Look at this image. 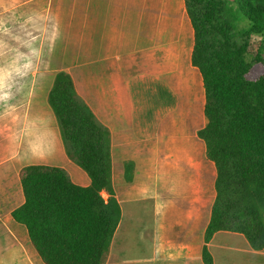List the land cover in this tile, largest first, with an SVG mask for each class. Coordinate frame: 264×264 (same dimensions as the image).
I'll return each mask as SVG.
<instances>
[{"label": "crops", "instance_id": "0c3cea01", "mask_svg": "<svg viewBox=\"0 0 264 264\" xmlns=\"http://www.w3.org/2000/svg\"><path fill=\"white\" fill-rule=\"evenodd\" d=\"M194 29L185 0H0V264H45L27 227L23 168L64 169L67 154L49 94L68 74L111 135L112 192L120 221L104 264H264L245 235L205 233L217 168L199 133L207 119Z\"/></svg>", "mask_w": 264, "mask_h": 264}, {"label": "trees", "instance_id": "16d2710c", "mask_svg": "<svg viewBox=\"0 0 264 264\" xmlns=\"http://www.w3.org/2000/svg\"><path fill=\"white\" fill-rule=\"evenodd\" d=\"M194 29L192 63L203 77L207 124L199 133L217 168L205 233L233 231L264 249V0H185ZM66 151L91 178L73 184L62 168L31 165L20 179L25 203L12 218L27 227L45 264H104L120 221L112 192L111 135L78 96L71 77L49 94ZM204 264H215L205 246Z\"/></svg>", "mask_w": 264, "mask_h": 264}]
</instances>
